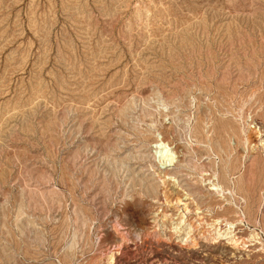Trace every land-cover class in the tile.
Here are the masks:
<instances>
[{"label": "rangeland", "instance_id": "obj_1", "mask_svg": "<svg viewBox=\"0 0 264 264\" xmlns=\"http://www.w3.org/2000/svg\"><path fill=\"white\" fill-rule=\"evenodd\" d=\"M263 141L264 0H0V264H264Z\"/></svg>", "mask_w": 264, "mask_h": 264}, {"label": "bare ground", "instance_id": "obj_2", "mask_svg": "<svg viewBox=\"0 0 264 264\" xmlns=\"http://www.w3.org/2000/svg\"><path fill=\"white\" fill-rule=\"evenodd\" d=\"M259 134V133H258ZM163 139H159L158 141H155L154 142V144H153V148H152V157H153V160L155 161V163L157 164V169H158V174L156 175L157 177H158V179H160L159 178V175H161L162 173L163 174H166V172L168 171V169L170 168V167H173L174 166V164H175V162H176V154L173 152V150L169 147L170 145H168L166 142H164V141H162ZM215 140V139H214ZM248 141V140H247ZM264 142V141H263ZM263 145H264V143H263ZM156 171V170H155ZM154 173V172H153ZM156 174V173H155ZM216 177V176H215ZM154 178H155V176H154ZM204 178V177H203ZM202 178V179H203ZM210 178H212V177H210ZM171 179V178H170ZM174 179V178H173ZM202 179L200 178V180L202 181ZM213 179H214V177H213ZM161 180V179H160ZM204 181H205V179H203ZM216 180V179H215ZM161 181H163V180H161ZM165 181V180H164ZM163 181V182H164ZM207 181H209V180H207ZM211 181H213L212 179H211ZM159 182V181H158ZM210 182V181H209ZM215 182V181H214ZM164 183H166V182H164ZM209 186H211L212 187V189H210L209 191H213L214 193H223L224 191L222 190V188H221V186L218 184V183H213V182H210V184H209ZM216 195V194H215ZM224 195V194H223ZM222 196V195H221ZM179 202V201H178ZM181 202V201H180ZM186 205V204H185ZM185 208V207H184ZM185 210H187V209H185ZM186 212V211H185ZM171 220V219H170ZM182 220H183V218H182V216H179V218H178V223L176 224V228H174L173 229V232L174 233H179V230H180V226H181V224H182ZM215 223V221L213 222V223H211V224H213V238H214V240H217L218 238H220V237H222V236H225V235H230V233H227V231L229 230H231V225L230 224H228V228H227V230H223L222 232H221V230H220V228H218L217 227V225H215L214 224ZM217 223V222H216ZM164 224V223H163ZM227 225V224H226ZM212 227V226H211ZM190 228V227H189ZM228 231V232H229ZM189 235V234H188ZM253 235V234H252ZM255 237V236H254ZM251 238H253V236L251 237ZM213 240V239H212ZM251 240V239H250ZM228 241L233 245V246H237L238 247V241H237V239H235V236H233V237H230L229 239H228Z\"/></svg>", "mask_w": 264, "mask_h": 264}]
</instances>
